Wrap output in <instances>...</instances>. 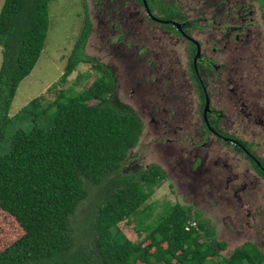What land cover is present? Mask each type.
<instances>
[{
	"label": "trees",
	"instance_id": "trees-1",
	"mask_svg": "<svg viewBox=\"0 0 264 264\" xmlns=\"http://www.w3.org/2000/svg\"><path fill=\"white\" fill-rule=\"evenodd\" d=\"M53 1L4 0L0 11V211L14 217L24 231L0 251V264L214 261L219 257L215 245L225 244L215 240V233L204 226L201 214L193 213L192 207L165 203L152 223L156 203L144 204L165 180L158 167L140 170L137 175L124 172L144 123L118 100L114 69L85 54L92 33L88 19L61 81H67L83 63L95 69L93 83L79 91L59 90L46 104L40 96L10 116L20 84L32 73L45 49ZM259 2L264 7V0ZM159 6L169 18V11L163 4ZM92 185L102 189L85 232L92 243H83L75 250L73 218ZM132 217L138 234L145 233L138 242L128 239L119 228L122 222L131 223ZM143 217L141 229L138 222ZM248 245L253 246H244ZM254 249L260 257H250L251 252L242 247L224 258V264H263L264 255Z\"/></svg>",
	"mask_w": 264,
	"mask_h": 264
},
{
	"label": "rangeland",
	"instance_id": "rangeland-1",
	"mask_svg": "<svg viewBox=\"0 0 264 264\" xmlns=\"http://www.w3.org/2000/svg\"><path fill=\"white\" fill-rule=\"evenodd\" d=\"M158 1L160 4L178 7V11L187 21L195 22L196 27L189 30L193 37L202 41L210 55L217 46L206 40L213 42L218 34L216 30L226 32V25L223 23L225 19L231 17L235 20V25L242 27L234 32L240 35V39L232 40V51L223 46L219 47L221 52H229L226 59L222 60L227 62L228 67L222 76L237 85L240 84L246 92L250 91V95L257 96V100L253 99L255 104L252 107V112L257 118H253L256 120L251 122L250 126V121L244 115H236L234 119L241 121L247 128H233L229 133L231 137L248 143V146L264 159V9H261L259 0L254 1L257 10L254 15L248 9L240 7L241 4L245 5L244 0ZM3 3L4 0H0V11ZM157 3L155 7L158 6ZM135 5L133 0H55L50 3V26L45 49L32 73L20 84L10 116H15L40 96L46 104L56 98L59 90L74 88L79 91L93 83L97 77L95 69L90 64L83 63L67 81H61L68 57L88 19L92 33L85 54L94 61L114 69L118 100L132 108L144 123L139 143L129 152L130 158L123 170L126 174L135 172L137 175L140 170L146 171L156 166L165 174L161 186L144 204L146 207L150 203H156L152 223L156 215L163 211L165 203L187 205L196 208V213L201 212L204 226L215 233L218 243L225 244L224 247L215 245L219 257L209 264H224V258H229L242 247L251 252L250 257H260L255 247L263 251L264 255V181L258 180L260 183L254 184L257 191L255 195L248 194L240 203L231 194L223 193L222 190L227 189L229 185L228 177L233 174L239 176L237 182L232 183L237 187L246 181L250 188V181L255 182V178L245 172L248 163L243 155L235 153L232 145L218 139H215L209 148H203L201 154H208L210 161L218 159L219 167H193L191 161H194V158L191 154H184L187 149L191 151V141L199 140L194 136L198 120L194 115L190 92L191 85L196 82L193 78L190 42L184 41L158 23H149ZM254 7L249 2V10L254 11ZM154 14L161 16L157 8ZM121 37L123 41H120ZM136 48L149 51L148 60L155 61L154 68L146 63L147 60H141L142 56L136 55ZM1 64L0 47V67ZM201 69L205 72V80L210 83L207 87L211 91L213 80L207 73L211 75L213 69ZM156 71L160 73H155ZM190 78L193 80L190 81ZM161 79L163 82L158 83ZM54 84L58 86L53 88ZM216 86L220 89L226 87L215 82ZM241 92H237L238 96L234 99L240 108L235 110L230 103H226L228 109L241 110V102H244V97L247 96ZM214 104L218 110H222V105L215 99ZM166 109L169 111L165 112ZM152 119L158 124L152 122ZM258 122H262V125ZM26 128H30V125ZM174 128L177 133L171 131ZM168 137L175 142L168 144ZM180 151L183 153L181 157ZM178 162H181V165H178ZM227 163L228 167L223 166ZM172 167L177 169L172 170ZM181 168L185 172L180 173ZM100 188L93 185L89 187L87 197L74 215L72 228L75 250L83 243H92L86 238L85 232L90 225L95 203L102 198ZM248 211L252 212V216L247 215ZM130 222L120 223L119 228L131 241H141L145 233L138 234L135 217H132ZM138 223L142 226L141 229H144V217L139 218ZM23 234L24 231L15 218L0 211V251ZM246 244L255 247L244 246Z\"/></svg>",
	"mask_w": 264,
	"mask_h": 264
},
{
	"label": "flooded vegetation",
	"instance_id": "flooded-vegetation-1",
	"mask_svg": "<svg viewBox=\"0 0 264 264\" xmlns=\"http://www.w3.org/2000/svg\"><path fill=\"white\" fill-rule=\"evenodd\" d=\"M136 2V7H138L141 10V14L146 18V20L151 23L152 25L155 23H158L159 25L166 27H172L175 28V31L170 30L173 32L175 35L179 36L180 38H183L184 41L187 42V40L190 42L191 45V61H192V68H193V78L196 81L194 85H191L190 87V92L191 96L193 98L192 104L194 105V115L198 122L196 123L195 130L196 134L194 136L196 138H199L197 142L191 141L190 144V149L191 151L189 152L188 149L184 152V154H191V156L194 158V161H191V164L193 163V167L195 169H204V167L208 166L211 167H219V161L218 159H213V161L209 160L208 154H205L204 156L201 154V151L203 148H209L213 144L215 139H218L226 144L232 145V150L236 153H240L243 155V157L246 159L248 165L245 169V172L253 176L255 178L254 181H250V188L248 183L245 181L244 184L240 185L237 187V185H233L232 183H236L237 179L239 178L238 174L237 175H231L228 177L227 184V189L222 190L223 193L225 194H231V196H234L238 202L240 203L241 200L243 201V197H247V195H255L257 191H255V186L254 184L260 183V180L264 181V159L261 155L253 151L249 146L248 143L242 141L240 138L236 139L234 137L230 136L229 131L233 128L238 129V128H247L245 127L241 121L234 119L236 115H244L245 118H247L248 121H250L248 124L250 126L252 125L251 122H254L256 119H253L254 117L257 118V116L252 112V107L254 106V101L253 99L257 100L256 95H250V91L246 92L240 84H236V82H232L229 79H225L222 75L226 71L227 67V62H222V60L229 55V52H221L222 49L219 48L220 46H223V48L228 49L230 51L233 50L231 48L233 43V39L238 41L240 39L239 34H235L234 32L237 29H241V26L235 25V20L232 19L231 17H228L227 19L224 20V24L226 25V32H220L216 30L215 32L218 33L214 37L213 42H209L206 40L208 43H213L217 47L213 49V53L210 55L207 51V49L204 47L202 41L197 40L195 37L192 36V32L189 30L190 28L196 27L195 22L192 21H187L185 17L182 15L180 11H178V7L172 6V5H164V9L168 10V16L167 14H163L161 12V7L159 5L160 2L158 0H146V3L153 15V17L157 18V20H154L148 13H147V8L145 6V3L143 0H141L142 4H139L138 0H133ZM254 1L255 0H244L245 5H240L241 8H246L248 11H250L253 15L256 13V8L254 7ZM156 2H158V6L155 7ZM249 2L252 3V6L254 7L253 10H249ZM260 3V2H259ZM261 9H264L262 4L260 3ZM158 9L160 12V17L158 15L154 14L155 9ZM172 10L175 12L172 13ZM220 12V9H219ZM217 14V13H216ZM248 16V15H245ZM209 18H206L208 20ZM212 22L214 23V19H211ZM243 21L245 18L242 19ZM208 22V21H206ZM176 25L180 26V30L177 28ZM178 32L179 34H176ZM121 41V39H120ZM138 52H141L139 48H136ZM194 49V51H193ZM199 50V56L196 59V56L198 54ZM142 57H140L143 61H146L150 65V67L154 68V61L148 60L149 51L143 49L142 50ZM144 57V58H143ZM219 61V62H218ZM202 67L206 69H213V73L209 75L207 73V76L211 78L212 81V90L209 91L207 86H210V83H207L205 72L201 69ZM227 67V68H226ZM234 72H236V69H234ZM155 73H160V72H155ZM156 75V74H155ZM193 78H190V81L193 80ZM148 80V79H145ZM226 83H224V81ZM163 80L161 79L158 83H162ZM215 82L218 84L226 85L224 88H219L215 87ZM246 93L247 96L244 97L245 101L241 102L242 108L239 111H233L232 108L228 109V106L226 103H230V105L235 109L238 110L240 108L237 105V101L234 100L237 96V92ZM229 92V93H228ZM252 97V98H250ZM214 99L217 100L221 105H222V110H218L216 105L214 104ZM207 102L209 103V108L206 111V104ZM169 110H165V112H168ZM168 115V114H166ZM169 118V115L167 116ZM152 122H155L158 124V122L155 119H152ZM238 122V123H237ZM168 120L167 123L168 124ZM262 125V122H258ZM172 127V125H170ZM264 127V126H262ZM259 127V128H262ZM144 129V128H143ZM174 133H177L175 128L173 130ZM201 131V132H199ZM143 132V131H142ZM142 134V133H141ZM191 138V137H190ZM203 141V142H202ZM168 144L171 143L173 144L175 141L168 137L167 138ZM202 143V144H201ZM183 151V150H182ZM182 151H180V157L183 155ZM130 158V155H129ZM129 160V159H128ZM185 164V163H184ZM178 165H181V162H178ZM183 165V164H182ZM223 166L228 167L229 164L227 163L226 165L223 164ZM172 170H176L177 168L172 167ZM180 173L185 172L182 168L179 169ZM212 172V170H211ZM202 174V173H201ZM181 175V174H180ZM181 177H183L181 175ZM187 178V177H185ZM259 180V181H258ZM254 187V189L252 188ZM178 193V192H177ZM190 202V201H189ZM196 210V208H194ZM198 211V210H197ZM196 212V211H195ZM200 214L201 212L198 211ZM247 215L252 216V212L248 211ZM255 246V245H253ZM257 250L260 251L262 254L263 251L260 249ZM263 255V254H262ZM264 264V263H263Z\"/></svg>",
	"mask_w": 264,
	"mask_h": 264
},
{
	"label": "water",
	"instance_id": "water-1",
	"mask_svg": "<svg viewBox=\"0 0 264 264\" xmlns=\"http://www.w3.org/2000/svg\"><path fill=\"white\" fill-rule=\"evenodd\" d=\"M144 1V3H145V6H146V8H147V13L154 19V20H157V18H155V17H153V15H152V13H151V11H150V9H149V7H148V5H147V3H146V0H143ZM177 26V28L180 30L181 28H180V26L179 25H176ZM198 56H199V50H198V54H197V56H196V59L198 58ZM209 108V103L207 102V104H206V111L208 110V108Z\"/></svg>",
	"mask_w": 264,
	"mask_h": 264
}]
</instances>
